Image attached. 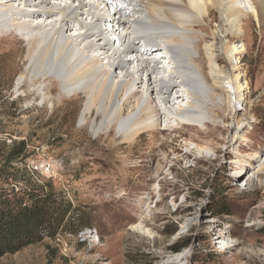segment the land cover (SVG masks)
I'll use <instances>...</instances> for the list:
<instances>
[{
  "label": "rangeland",
  "instance_id": "rangeland-1",
  "mask_svg": "<svg viewBox=\"0 0 264 264\" xmlns=\"http://www.w3.org/2000/svg\"><path fill=\"white\" fill-rule=\"evenodd\" d=\"M262 16L243 22L236 40L247 49L235 58L240 85L250 89L238 110H228V129H214L202 143L192 142L199 135L176 118L163 119L158 132L132 143L105 127L95 134V114L81 123L84 96L62 100V89L44 102L32 89L15 93L25 68L24 42L2 56L0 189L52 188L90 227L78 236L44 235L0 264H264ZM101 29L119 48V35ZM176 102L175 108L186 105ZM239 127L247 131L235 144ZM21 148V158L12 160Z\"/></svg>",
  "mask_w": 264,
  "mask_h": 264
},
{
  "label": "bare ground",
  "instance_id": "bare-ground-1",
  "mask_svg": "<svg viewBox=\"0 0 264 264\" xmlns=\"http://www.w3.org/2000/svg\"><path fill=\"white\" fill-rule=\"evenodd\" d=\"M263 14L264 0H0V59L24 42L15 93L32 89L44 102L62 89V100L84 96L81 123L95 114V134L105 127L132 143L176 118L202 143L228 129V110L250 89L240 85L235 58L247 49L236 40L243 22ZM103 27L119 35V48ZM172 97L186 105L175 108ZM246 131L239 127L232 143Z\"/></svg>",
  "mask_w": 264,
  "mask_h": 264
},
{
  "label": "trees",
  "instance_id": "trees-1",
  "mask_svg": "<svg viewBox=\"0 0 264 264\" xmlns=\"http://www.w3.org/2000/svg\"><path fill=\"white\" fill-rule=\"evenodd\" d=\"M20 151L11 159L21 158ZM86 227H90L87 217L52 188L0 189V258L41 241L44 235L78 236Z\"/></svg>",
  "mask_w": 264,
  "mask_h": 264
}]
</instances>
